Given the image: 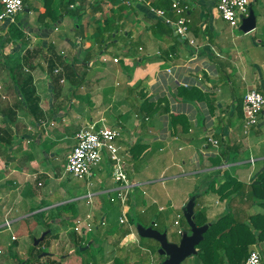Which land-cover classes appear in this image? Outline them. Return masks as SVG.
<instances>
[{
  "label": "crops",
  "instance_id": "crops-1",
  "mask_svg": "<svg viewBox=\"0 0 264 264\" xmlns=\"http://www.w3.org/2000/svg\"><path fill=\"white\" fill-rule=\"evenodd\" d=\"M175 1L189 6L188 37L195 41V46L177 37L163 18L155 14L156 10H162L165 17L175 19L170 9ZM69 8L68 13L59 12L61 18L57 22L45 20L43 23L37 20L39 13L24 9L18 26L24 33L25 43H5L18 48L20 61L25 51L34 50V56L23 66L30 70L44 118L37 124L25 110H17L16 122L9 126L10 142L0 143V234L9 233L4 238L5 246H0V264H15L16 254L22 262L27 259L29 242L19 244V236L37 238V234L46 232L39 222L42 220L34 215L56 207L62 210H55L54 217L48 215L50 228L54 230L51 238L56 239V244L48 242L46 246L52 254L35 264L45 261L60 264H149L154 261L162 264L166 257L158 260L151 244L136 241L137 236L151 239L140 237L138 226L165 234L167 238L168 225L172 224L182 234L177 242L168 238L167 241L179 245L182 236L192 234L184 216L189 206L196 227L206 226L207 229L225 213L237 221L264 213L247 190L244 196L231 201L219 200L211 190L223 182L225 171L247 187L264 171V150L260 148L264 143V109L258 124L247 133L239 110L246 92L256 90L264 95V0H250L255 28L243 35L237 33L239 28H231L220 17L217 0H144L129 5L112 0H76ZM194 56L196 59L192 61ZM48 61L73 69L77 78H64L59 84L52 82ZM7 65V60L2 59L0 70L7 73L9 81ZM170 69L180 81L177 80L179 85L167 76L166 70ZM36 72L45 82L38 81ZM187 83V87L181 85ZM41 84L48 97L42 94ZM181 89L185 90L183 95L179 94ZM192 90L200 93L198 98L185 96ZM4 94L7 100L2 102L11 104L13 97L9 92L4 91ZM147 99L154 103L141 110ZM162 99L165 103H160ZM155 104L161 111L157 119L151 121L145 110L149 111ZM114 107L117 111H109ZM128 108L129 111H125ZM29 121L34 123V129ZM93 122L97 127L104 125L123 130L118 143L125 142L129 147L125 148L131 159L127 170L129 180L136 187L124 208L123 224L119 223L120 207L118 219L113 223L108 224L103 214L106 201L117 203L111 202L109 197H115L118 187L111 180L106 156L92 187L95 193L92 213L87 201L75 202L77 189L60 187L62 176L44 167V161L41 163L44 168L36 161L41 155L49 156L53 150L58 155L52 157L66 163V157L76 144V135ZM0 128H8L1 115ZM31 131L33 134H29ZM165 132L166 138L163 137ZM209 134L224 144L220 143L218 150L208 147L202 152L201 145ZM70 139L74 145H61ZM22 140L25 144L35 141L37 147L27 149L24 143L20 144ZM47 141L50 147L44 151L40 146ZM152 141H156V145ZM133 145L142 147L136 158L131 155ZM27 158L31 162L29 166L25 164ZM42 177L50 183L42 182ZM134 214L144 222L135 226L136 233ZM62 219L72 222V226L56 229ZM5 220L11 221V231L3 228ZM75 220L81 222L82 228L91 225V234L86 233L82 239L74 233ZM149 221L152 223L147 224ZM14 227L17 233L13 232ZM151 240L157 243L159 251V243ZM80 244L89 247L94 244L96 252L91 255L92 261L77 255L76 248ZM261 244L264 241L252 246L258 249ZM197 246L195 254L181 264L187 261L202 264ZM58 257L63 261L56 260Z\"/></svg>",
  "mask_w": 264,
  "mask_h": 264
},
{
  "label": "trees",
  "instance_id": "trees-1",
  "mask_svg": "<svg viewBox=\"0 0 264 264\" xmlns=\"http://www.w3.org/2000/svg\"><path fill=\"white\" fill-rule=\"evenodd\" d=\"M22 2L23 11L24 9L29 10L31 8V10L39 13L37 19L38 22L43 23L45 20L57 22L61 18L59 12L68 13L71 11L69 7L71 5L73 6L76 0H22ZM18 22L19 20L17 16L14 18L13 23L8 24L5 33L6 35L4 38L0 37V42H4L6 44L17 41L20 44L25 43L24 33L18 26ZM2 39L4 41H2ZM32 53H34V50L25 51L21 61L19 59L14 60L11 65L9 64L5 67L13 87L9 91L10 96L13 97V101L11 104H4L0 98V115L5 120L6 126L8 125L7 129L0 128V143L7 141L8 143L10 142L11 130L9 129V126L15 124L17 110H25L28 116H30L34 123L37 124H40L44 118L43 111L40 107V99L37 96L36 89L33 84V78L31 75L26 74L23 70V64L25 62L28 64V59L34 56ZM60 66H55V62L48 61L47 67L48 72L50 73L49 75L52 77V82L59 84L62 78L68 79L72 76L77 78V73L73 69L68 68L63 64H60ZM57 67L62 69L60 74H54V70ZM152 103L154 102L149 99L145 100L141 110H143L147 105H152ZM239 110L241 112V107ZM176 119H178V117ZM220 143L222 142L220 141ZM223 144L224 143H222V145ZM225 145L227 144L225 143ZM225 148H227V146ZM233 158L236 159V153H234ZM217 162L219 163V159ZM223 174V182L218 186V188H211L213 193L219 197V200L231 201L233 198L238 196H244L243 193L247 190L248 196L252 198V200L259 207L264 209V171H262L248 187L239 183L230 175H227L226 171L223 172ZM211 185H214L213 181ZM39 208L40 207H38V209ZM34 217L39 220L42 217V212L36 213ZM204 223L205 222L199 223V225H203ZM43 226L45 227V230L48 231L46 236L49 235L51 233L50 224H44ZM90 234L91 233L88 235ZM105 235L107 236L109 234ZM121 235L123 237L125 233L123 232ZM262 241H264V213L251 215L246 221H237L229 213H225L216 221L210 223L209 228L203 235V241L197 246L198 256L202 264H244L249 247ZM85 245L86 244H80L76 248V252H80V249ZM47 257L48 256L38 259L34 256L25 260L22 264H28L31 260H33L31 264H35L43 259L46 260ZM162 259L163 258L160 257V261ZM42 264L60 263L45 261Z\"/></svg>",
  "mask_w": 264,
  "mask_h": 264
},
{
  "label": "built area",
  "instance_id": "built-area-1",
  "mask_svg": "<svg viewBox=\"0 0 264 264\" xmlns=\"http://www.w3.org/2000/svg\"><path fill=\"white\" fill-rule=\"evenodd\" d=\"M113 1L122 2L127 5L144 2V0ZM249 6L250 0H217V11L220 17L233 29L239 28L242 21L248 18ZM171 11L174 13L175 19L165 17V13L162 10H156L155 14L163 18L164 24L169 26L177 37L186 41L188 44L195 46V41L188 37L189 6L175 1L171 3ZM21 12H23L22 0H1L0 23L7 27L8 24L14 22V18ZM195 59L196 56L192 58V61ZM113 61L115 63L118 62L117 59H114ZM23 70L25 73L30 74L28 67H24ZM61 72L62 69L60 67H57L54 70V74H60ZM166 74L169 76V79L179 85L180 81L176 78L171 69L166 70ZM63 82L64 80L62 78L60 83ZM181 85L187 87L188 83ZM0 98L1 100H7V96L4 94L1 86ZM263 109L264 95L262 93L256 90H250L244 94L241 102V114L245 133L258 124V119ZM166 133L167 132H165V136H163L164 138H166ZM120 138V128H108L104 125L97 127L96 122L87 124L75 137L76 144L71 153L66 157L64 171L75 179L85 181L86 188L91 189L95 184L94 177L96 176V172L106 156L109 162L111 180L118 186L115 190V197H109V200L111 202L117 201L120 204L122 215L119 218V223L123 224L125 223L124 208L127 206L131 191L136 187V184H133L129 180V172L126 164L129 152L127 149L121 150V146L116 144V141H119ZM219 145V139L209 134L205 136L201 150L204 152L208 147L218 150ZM249 161L252 162V158H250ZM38 186H41V184L39 183ZM85 198L89 205L92 204L94 193L87 191ZM87 219L90 220V216H87ZM177 224L178 223L175 222V225ZM10 225L11 221L5 220L3 228L10 231ZM80 225L81 222L77 220L73 228L74 232L78 233L80 236H85L86 233L91 231V225L86 224L84 228ZM177 233L179 235L182 234L181 231H178ZM11 239L15 240V237L11 236ZM149 264L157 263L151 261ZM244 264H264L261 254L256 248H254V246L248 251Z\"/></svg>",
  "mask_w": 264,
  "mask_h": 264
},
{
  "label": "rangeland",
  "instance_id": "rangeland-1",
  "mask_svg": "<svg viewBox=\"0 0 264 264\" xmlns=\"http://www.w3.org/2000/svg\"><path fill=\"white\" fill-rule=\"evenodd\" d=\"M0 12H1V8H0ZM23 15V12H21V13H19L17 16H18V20L20 21L21 20V16ZM16 16V17H17ZM4 24H1L0 23V37L1 38H4L5 37V33H6V30L4 29V30H2L3 28H2V26H3ZM238 34H240V35H243V32H241V31H238L237 32ZM13 44H15V43H13ZM7 56H9L8 58H7ZM6 59L7 60V63L8 64H10L11 65V63L12 62H14V60H18V48L15 46V45H5V43L4 42H0V62H2V59ZM7 73H5V72H2V70H0V86H1V88H2V90H3V92L5 91L6 93H8L9 92V90H11V86H12V83H11V81H10V79H9V81L6 79V77H7V75H6ZM30 75V74H29ZM35 76L37 77V79H38V81L39 82H45V80L44 79H42V78H40V73L39 72H36L35 73ZM39 87L41 88V91H42V94H44L46 97H48L47 96V94H46V90H45V88H44V84L42 85H39ZM36 89V88H35ZM183 92H185V90H183V89H181L180 90V92H179V94L180 95H183L182 93ZM199 94L200 93H198L196 90H192L191 92H188L187 91V94L185 95V96H187V97H190V98H198L199 97ZM244 96V95H243ZM183 97V96H182ZM182 97H180V98H182ZM165 101L166 100H164V99H162L161 101H160V103L162 102V103H165ZM129 109L130 108H128V109H125V111H129ZM107 111H108V109H107ZM109 111H117V107H114V109H109ZM146 111V113H147V115L150 117V120L152 121L153 119L155 120V119H157V115H159V113H160V107H159V105L158 104H155V106H153L152 108H150L149 109V111L148 110H145ZM48 114V113H47ZM20 116H23V113L22 112H20V114H19ZM260 117V116H259ZM50 118V117H49ZM148 118V117H147ZM29 123L31 124V125H33L32 126V128L34 127V123L33 122H30L29 121ZM86 126V125H85ZM34 129V128H33ZM12 132H13V130H12ZM20 132V130H18V133ZM121 132H123V130H121ZM29 134H33V131H31V132H29ZM20 143V142H19ZM25 144V141H23L22 140V142L20 143L21 145L22 144ZM50 142L49 141H47V144H43L42 146H40V147H42V149L44 150V151H46L47 149H49V147H50V144H49ZM152 143H155L154 145H156V141H152ZM204 143V142H203ZM74 145L75 144V142H73L71 139L70 140H66V141H64L63 143H61V145H64V146H71V145ZM116 144H118V145H120L119 143H118V140L116 141ZM26 146L25 147H27V149H29V148H31V149H33L34 147H37V144H36V142L35 141H31V143L29 142V144L27 143V144H25ZM128 144H126L125 142L124 143H122V145H120L121 146V150H126L125 148H127L128 146H127ZM153 145V146H154ZM163 145H164V143H163ZM202 146V145H201ZM129 148V147H128ZM199 148H200V146H199ZM260 148L261 149H263L264 150V143L260 146ZM22 149V148H21ZM139 150V151H136V150ZM142 149V147H139L138 148V146L137 145H133L132 147H131V150L133 151V153H131V155L132 156H135V158L137 157V155L140 153V150ZM65 150H67V149H65ZM175 150V149H174ZM181 150L183 151L184 150V148H181ZM58 155V153L56 152V151H53V150H51V152H49V156H43V155H41L36 161L38 162V163H40L39 165L41 166V163L44 161V163H45V165H44V167L45 166H47V167H50L51 168V170H53V171H55V172H57V174H59L60 176H62V179H61V182H59L60 183V187L61 186H64V187H67V188H72L73 190H78V191H76V193H75V195H77L76 196V199L77 200H75V202L76 203H85V201H87L86 200V198H85V194L87 193V191H91V192H93L94 193V190H93V188H91V189H87L86 188V182L85 181H83V180H78V179H75V178H73L72 176H70V175H68L67 173H65V171H64V167H65V161L64 160H58V158L56 159L55 158V156L54 157H52V155ZM129 154H130V152H129ZM134 154V155H133ZM136 154V155H135ZM47 158V159H46ZM44 159V160H43ZM128 159H129V157H128ZM127 159V163L126 164H128V161L130 162L131 161V159H129L128 160ZM219 160H220V158H218ZM28 160V161H27ZM27 160H25V164L27 165V166H29L30 164H31V162H29L30 160L27 158ZM41 161V162H40ZM103 163V162H102ZM102 163H101V165H102ZM101 165H100V167H101ZM41 167H43V166H41ZM43 167V168H44ZM234 169V168H233ZM221 170H224V169H221ZM129 172V171H128ZM96 178V176L94 177V179ZM44 181V183H47V184H49L50 183V180H47L45 177H42V182ZM56 184H58L57 182H56ZM133 190V189H132ZM74 192V191H73ZM132 192V191H131ZM114 194H116V192L114 193ZM94 197H95V193H94ZM60 199H64V197L63 198H60ZM93 200H94V198H93ZM93 200H92V204L94 205V203H93ZM118 203V202H117ZM117 203H113V204H110L108 201H106L105 202V205H104V208H103V214H104V216H105V218H106V220H107V223L109 224V223H113L114 221H117V219H118V215H119V207H120V205H118ZM87 204V206L89 207V209H91V212L90 213H92L93 212V209H94V207H93V205L92 204H88V203H86ZM95 206V205H94ZM81 207V206H80ZM55 210H57V211H61L62 210V208L61 207H56L55 209H50V210H47V211H41L42 212V217L40 218V219H42V222L41 221H39L40 222V224L41 225H44V224H50V227L52 226V224L50 223V219L48 218V215L49 216H51L52 214V217H54V213H55ZM48 212V213H47ZM89 213V214H90ZM120 214H121V210H120ZM47 220H49V221H47ZM77 220H75V222H76ZM178 221H179V219H178ZM92 222H94L93 220H92ZM88 223H91V222H88ZM138 223H142V224H144V222L139 218V216L138 215H135L134 214V219H133V227H134V233H136V231H135V226L138 224ZM150 223H152V221H149V222H147V224H150ZM66 225H68V227H69V225H71L72 226V222H70V221H66L65 219L63 220H61V222H60V227H57V226H55V228L56 229H63L64 228V226H66ZM74 221H73V227L72 228H74ZM81 226V225H80ZM93 229V228H92ZM64 230V229H63ZM11 231V230H10ZM3 232V231H2ZM13 232H16L17 233V231H15V227H14V231ZM44 232V231H43ZM74 233H76V232H74ZM43 234V233H42ZM42 234H37L36 236H37V238L36 237H32V238H30V239H28V238H24L22 235H20L19 236V244H23V242L24 241H28L29 242V248H30V252L31 253H29V256L27 255V259H29V257L30 258H32V257H34V256H36L38 259H39V256L41 255V254H52L50 251H49V248L46 246V244H48V242H50L51 243V245H55L56 244V239H54V238H51L52 237V235L54 234V230L52 229L51 230V233L49 234V235H47V236H45L46 238H44V240L43 241H41L37 246H35V247H33V245H34V240L35 239H39L41 236H42ZM78 234V233H77ZM81 234V233H80ZM7 235H9V233L7 232H4V233H2V234H0V246H5V240H4V238H5V236H7ZM79 235V234H78ZM136 236H137V234H136ZM79 237H81L82 239H84L86 236H80L79 235ZM78 238V237H77ZM170 241H175V242H177L178 240H179V234L177 233V230H176V227L175 226H173L172 224H170V225H168V237H167ZM81 239V240H82ZM3 240V241H2ZM81 240L79 241V242H81ZM88 241V240H87ZM136 241L139 243L140 242V244H146V243H149V244H151V246H152V252L154 253V255H155V257L158 259V260H160V257L161 256H159L158 254H157V251H158V248H157V243L155 242V241H153V240H151V239H141V238H139L138 236L136 237ZM61 246H62V244H61ZM254 248H256L257 249V247L256 246H254ZM95 246H94V244H91L90 245V247L88 248V249H86L84 252H78L77 253V255L78 256H86L87 257V260L88 261H92L91 259V255H92V253H94V252H96L95 251ZM258 249H260V252H261V256H262V259H263V261H264V244H261L260 245V248L258 247ZM257 249V250H258ZM55 251H56V248L54 249ZM259 251V250H258ZM259 252V253H260ZM16 254V253H15ZM47 255V256H48ZM62 258V257H61ZM163 258V257H162ZM190 258V257H189ZM15 259H16V263L15 264H22V259L20 260L19 258H17V254H16V256H15ZM26 259V260H27ZM0 260H1V257H0ZM56 260H61V261H63L62 259H60V257H58ZM188 260V259H187ZM191 260V259H190ZM32 261L33 260H31V261H29L28 262V264H31L32 263ZM188 262L189 261H187L185 264H188Z\"/></svg>",
  "mask_w": 264,
  "mask_h": 264
},
{
  "label": "water",
  "instance_id": "water-1",
  "mask_svg": "<svg viewBox=\"0 0 264 264\" xmlns=\"http://www.w3.org/2000/svg\"><path fill=\"white\" fill-rule=\"evenodd\" d=\"M255 20H254V15L251 10H249V16L248 18L244 19L239 26V29L241 32L244 34H247L251 31L254 30ZM188 225L191 228V236H182V239L180 241L179 245L176 244H170L167 241L166 235L165 234H160L157 231H154L152 229H144L141 226H138V231L140 237L143 238H151L156 240L159 245L160 249L158 251V254L160 256L166 257V259L162 262V264H181L185 258H187L190 255L195 254V246H197L201 241H202V235L205 233L207 230V227H201L198 228L193 222L192 218V211H191V206L188 207L184 214ZM48 231L44 232L42 236L39 239L34 240V247L37 246L41 241L44 240V237ZM89 245L85 246L84 248L80 249V252L85 251ZM48 254H41L39 258L45 257Z\"/></svg>",
  "mask_w": 264,
  "mask_h": 264
}]
</instances>
